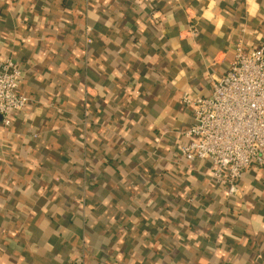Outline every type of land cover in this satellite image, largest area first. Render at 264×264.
Returning a JSON list of instances; mask_svg holds the SVG:
<instances>
[{
    "label": "crops",
    "instance_id": "crops-1",
    "mask_svg": "<svg viewBox=\"0 0 264 264\" xmlns=\"http://www.w3.org/2000/svg\"><path fill=\"white\" fill-rule=\"evenodd\" d=\"M261 42L264 0H0L32 100L0 125V264H264V166L230 202L177 151L183 95Z\"/></svg>",
    "mask_w": 264,
    "mask_h": 264
},
{
    "label": "built area",
    "instance_id": "built-area-1",
    "mask_svg": "<svg viewBox=\"0 0 264 264\" xmlns=\"http://www.w3.org/2000/svg\"><path fill=\"white\" fill-rule=\"evenodd\" d=\"M87 30L86 41H92ZM192 37L197 28L189 30ZM25 71L11 54L0 58V125L9 127L15 113L31 98L22 92ZM193 109L194 123L178 145L182 161L210 163V184L226 190L227 199L242 195L241 179L253 164L264 166V42L246 49L235 47L230 68L214 79L209 96L183 95Z\"/></svg>",
    "mask_w": 264,
    "mask_h": 264
},
{
    "label": "trees",
    "instance_id": "trees-1",
    "mask_svg": "<svg viewBox=\"0 0 264 264\" xmlns=\"http://www.w3.org/2000/svg\"><path fill=\"white\" fill-rule=\"evenodd\" d=\"M23 80H24V79H23ZM234 200H235V199H230L229 201L232 202V201H234Z\"/></svg>",
    "mask_w": 264,
    "mask_h": 264
}]
</instances>
